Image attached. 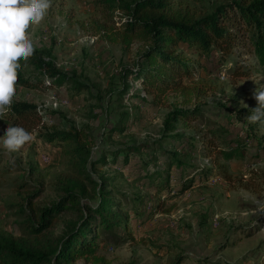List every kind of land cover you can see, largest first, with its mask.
<instances>
[{"label":"rangeland","instance_id":"374dc122","mask_svg":"<svg viewBox=\"0 0 264 264\" xmlns=\"http://www.w3.org/2000/svg\"><path fill=\"white\" fill-rule=\"evenodd\" d=\"M230 1L173 0V4L187 7L200 17ZM99 3L100 0H52L41 23L29 29L35 48L50 50L58 68L76 73L88 82L90 91L72 96L66 84L37 88L15 85L12 105L17 100L32 101L47 111L43 112L45 125L34 131V140L12 157L5 153L0 140V237L33 238L22 215L28 197L46 206L62 196L61 181L70 172V159L43 134L74 126L85 130L93 142L92 159L98 160L90 166L93 177L108 178L131 200L136 194L147 200L145 207L149 213L143 219H132V234L125 235L119 243L101 242L100 251L111 264H264V231L261 230L264 213H258V208L264 206V153L254 148L256 141L247 140L244 158L230 162L219 158L213 164L204 150L203 139L200 140L207 127L219 126H224L228 130L226 136L231 138H244L248 129L264 137L261 121L249 122V115L238 113L248 108L252 114V109L257 107L254 93L264 90V67L257 65L252 56L240 54V47L220 61V54L214 52L213 56L202 59L204 67L198 74L185 79L189 86L186 92L172 91L159 102L150 95H145L143 100L144 95L137 89L141 85L131 69L142 60L147 46L139 41L125 45L111 40L107 29L100 30L107 21ZM113 34L119 37V31ZM182 46L188 58L196 60L197 55L187 45ZM248 64L252 67L249 76L233 73L236 67L246 68ZM34 80H39V76L35 75ZM124 82L131 88L128 95L118 100L114 91ZM175 106L199 108L202 122L195 127L181 126V133L198 135L188 160L197 167H208L209 172L198 184L174 194L181 190L179 186L158 209L159 201L167 197L144 183L142 174L133 169L140 163L139 155L132 152L124 165L121 157L124 152L116 163L112 161V153L127 145L158 138L166 114ZM128 109L130 125L112 134L110 128L119 113ZM10 114L11 110L2 117ZM6 128L0 125V137ZM216 144L226 147L223 142ZM255 150L259 155H255ZM44 152L51 156L49 162H42ZM102 155L107 156V163L99 160ZM119 192L115 194L121 198ZM225 211L230 213L227 218L223 216ZM63 214L77 216L74 212ZM130 216H134L133 210ZM59 231L57 226L56 234ZM77 263L88 264L83 259Z\"/></svg>","mask_w":264,"mask_h":264},{"label":"trees","instance_id":"16d2710c","mask_svg":"<svg viewBox=\"0 0 264 264\" xmlns=\"http://www.w3.org/2000/svg\"><path fill=\"white\" fill-rule=\"evenodd\" d=\"M99 5L107 21L100 30L107 29L111 40L125 45L139 41L147 46L131 74L141 85L137 88L140 94L144 92L154 101L165 99L172 91L186 92L189 86L185 79L198 74L204 67L202 59L213 56L214 52L220 54V61L240 47V54L252 56L257 65L264 67V0H231L200 17L187 7L174 6L173 0H100ZM115 31H119V37L113 34ZM182 45H187L197 55L196 60L188 58ZM19 63L16 85L37 88L66 84L72 96L90 91L88 82L76 73L58 68L51 51L46 48H35L27 62L21 60ZM242 67H236L233 73L249 76L252 67L249 64ZM35 75L39 80H34ZM130 88L128 82H124L114 91V96L120 100L128 95ZM145 95L141 99L144 100ZM46 111L35 102L17 100L10 116L0 117V125L20 126L34 133L45 125L43 112ZM238 113L250 115L251 110L243 108ZM130 120L129 109L120 112L110 128L111 133L127 129ZM259 121L264 125V117ZM200 122L199 108L175 106L166 114L158 138L127 145L112 153V161L116 163L124 152L121 156L124 165L128 164L132 152L139 155L140 163L133 169H137L140 176L142 174L144 183L167 197L159 201L158 209L165 199L182 193L208 176V167H197L188 160L198 135L181 133V126L195 127ZM205 131L199 133L200 140L203 139L204 150L213 164L218 163L219 158L229 162L244 158L247 140L256 141L254 148L264 153V137L260 138L253 129L246 130L244 138L226 136L228 130L224 126L207 127ZM43 137L70 159V172L61 181L62 196L46 206L28 197L22 215L33 238L1 236L0 264H78L79 259L88 264H111L100 251L101 242L119 243L125 235L133 233L132 219H143L149 213L145 196L136 194L131 200L108 178L93 177L90 166L98 160L92 159L93 142L85 130L74 126L69 130L55 128L45 132ZM217 142L225 143L226 147H218ZM254 153L259 155L256 150ZM106 159L107 156L102 155L99 160L107 163ZM179 186L181 190L173 194ZM128 207L134 216H130ZM64 212H74L77 216L67 217ZM57 226L60 231L56 234Z\"/></svg>","mask_w":264,"mask_h":264},{"label":"clouds","instance_id":"9594fccd","mask_svg":"<svg viewBox=\"0 0 264 264\" xmlns=\"http://www.w3.org/2000/svg\"><path fill=\"white\" fill-rule=\"evenodd\" d=\"M51 3L52 0H0V117L11 110L16 94L17 70L21 67L19 62H27L35 51L29 29L41 23ZM254 98L257 107L247 117L249 122H257L264 117V90L255 92ZM0 140L5 153L12 157L13 153L34 140V133L20 126L7 127ZM258 213H264V206L258 208ZM229 215L227 211L223 213L225 218Z\"/></svg>","mask_w":264,"mask_h":264},{"label":"built area","instance_id":"2783aa9c","mask_svg":"<svg viewBox=\"0 0 264 264\" xmlns=\"http://www.w3.org/2000/svg\"><path fill=\"white\" fill-rule=\"evenodd\" d=\"M223 77H224V75H223ZM142 95H145V93L143 92ZM65 100H66V102H68L67 98ZM50 159H51V156L47 152L42 153V155H41L42 162H49Z\"/></svg>","mask_w":264,"mask_h":264}]
</instances>
